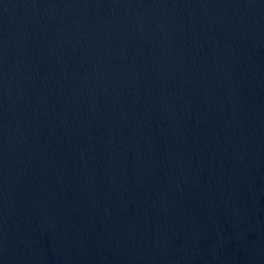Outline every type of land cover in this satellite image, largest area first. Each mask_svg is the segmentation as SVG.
<instances>
[{"label":"water","instance_id":"1","mask_svg":"<svg viewBox=\"0 0 264 264\" xmlns=\"http://www.w3.org/2000/svg\"><path fill=\"white\" fill-rule=\"evenodd\" d=\"M0 264H264V0H0Z\"/></svg>","mask_w":264,"mask_h":264}]
</instances>
